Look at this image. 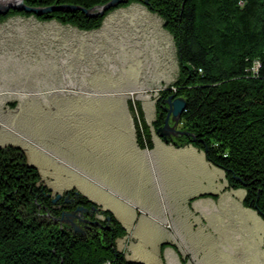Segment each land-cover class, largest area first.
Returning <instances> with one entry per match:
<instances>
[{
	"label": "crops",
	"instance_id": "obj_1",
	"mask_svg": "<svg viewBox=\"0 0 264 264\" xmlns=\"http://www.w3.org/2000/svg\"><path fill=\"white\" fill-rule=\"evenodd\" d=\"M33 19L16 17L0 25V65H13L9 72L0 69V82L12 92L4 96L13 95L5 98L17 104L7 121L13 123L20 115L65 118V191L76 189L132 228L120 241H135L134 230L144 223L164 228L161 244L178 246L183 235L177 220L184 208L195 219L191 234L206 235L212 230L206 213L233 206L234 190L226 189L224 173L202 152L164 143L152 128L158 95L154 91L169 86L178 74L173 40L168 44V33L159 31L162 22L137 4L112 12L100 29L89 32ZM59 26L65 27L61 39L48 34ZM9 39L11 44L3 45ZM169 59L177 69L165 82L162 71ZM132 67L136 73L131 76ZM131 91L138 92L137 106L150 128L152 149L136 143ZM214 193L216 200L195 199L188 205L194 197ZM235 207H240L238 202ZM261 236L263 253L264 232ZM190 246L185 254L180 250L185 264H199Z\"/></svg>",
	"mask_w": 264,
	"mask_h": 264
},
{
	"label": "trees",
	"instance_id": "obj_2",
	"mask_svg": "<svg viewBox=\"0 0 264 264\" xmlns=\"http://www.w3.org/2000/svg\"><path fill=\"white\" fill-rule=\"evenodd\" d=\"M110 0H24L28 7L74 5L85 9ZM125 0L103 16L87 18L82 12L55 11L41 16L10 10L0 24L12 17L56 22L80 31L98 30L112 12L137 4L162 21L176 51L178 74L155 99L156 133L165 119L170 96L185 101L177 129L184 136L168 143L176 148L191 146L206 161L223 171L227 190L242 189L244 208L264 221V0ZM136 143L152 149L150 128L137 106L142 125ZM157 135V134H156ZM144 140V141H143ZM202 194L189 200L217 199ZM54 196L23 149L0 147V264H143L128 261L116 241L127 235L112 212L103 210L76 189ZM68 201L69 203H66ZM86 208L83 232L74 233L57 219L64 210ZM171 247L181 264L186 258Z\"/></svg>",
	"mask_w": 264,
	"mask_h": 264
},
{
	"label": "rangeland",
	"instance_id": "obj_3",
	"mask_svg": "<svg viewBox=\"0 0 264 264\" xmlns=\"http://www.w3.org/2000/svg\"><path fill=\"white\" fill-rule=\"evenodd\" d=\"M147 13L153 19L162 22L156 15L148 11ZM14 18L16 17L9 18L0 25L7 24L9 20ZM50 24H54V22ZM55 27L48 29V34L56 39H61L65 35V27ZM159 31L162 32L163 28L161 27ZM60 32L61 35L57 36L56 34ZM166 36L168 44H172L171 37L168 34ZM11 42L12 40L9 39L3 45L11 44ZM54 42L57 43L58 41ZM15 54L19 55V52ZM169 55L170 52L165 54L166 57ZM0 69L3 72H9L13 69V65L12 63L0 65ZM176 69L177 65L175 68L173 60H167V67L164 72L162 71L164 74L163 80L166 82L170 79L175 74ZM129 73L132 76L136 73V70L133 67L129 68ZM161 86V84H155L156 88H162ZM9 91L7 85L0 82V147L13 146L23 149L28 165L37 168L41 180L52 190V196L62 195L65 192V121L62 120L65 118L53 119L46 116L32 118L22 114L23 116L20 115L18 120L10 123L7 120L15 111L17 104L12 101L13 99L5 98H13V95L4 96L7 93L12 94ZM61 91H65V88ZM4 110H7V113L3 114ZM215 170L221 171L217 168ZM214 194L217 195V193ZM232 194L233 197L230 201L233 206H224L223 210H209L206 213L208 227L212 229L208 230L206 235L193 236L191 234V223L195 222V219L186 213V208L181 211L177 220L181 235H183V241L180 240L177 246L179 252L181 250L185 254L191 243L192 246L190 247L193 248L191 257L193 255L197 256L199 264H264V252H260L259 249L260 238L264 232V221L254 211L243 207L244 190H234ZM236 202L239 203V208L235 207ZM188 205H190L189 201ZM126 215L129 217V212ZM138 215L143 217L144 214ZM74 222L77 221L74 220ZM60 224L65 225L64 222ZM83 225L77 222V226L81 230H83ZM125 229L130 235L132 228ZM163 230V227L157 228L153 225L139 224L134 230L135 241L129 240L126 243L125 241H116L117 249L119 251L123 250L128 261L143 264H162L159 246L161 239H163ZM163 257L166 264H181L177 253L172 248L164 251ZM187 264L192 263L187 262Z\"/></svg>",
	"mask_w": 264,
	"mask_h": 264
},
{
	"label": "water",
	"instance_id": "obj_4",
	"mask_svg": "<svg viewBox=\"0 0 264 264\" xmlns=\"http://www.w3.org/2000/svg\"><path fill=\"white\" fill-rule=\"evenodd\" d=\"M125 0H110L106 4L91 8L85 9L79 6L74 5H60V6H48V7H28L25 5L24 0H18L13 3H8L5 5H0V17L6 15L10 10H15L18 12H25L28 14H33L35 16H41L44 14H49L55 11H66V12H82L87 18H93L97 16H103L105 12L109 11L112 8L117 7ZM146 0L144 4H146ZM165 112V119L163 125L157 129L156 134L164 143H168L172 138L184 136L185 133L177 129V125L182 113L185 111V101L181 98H174V96L168 97L163 109ZM61 198L60 194L54 195L52 203L55 204ZM66 203H69L66 201ZM88 211H93V209L88 210L86 208H77L72 212H64L61 214L57 222H64L69 225L74 233H81L83 230L79 229L77 222L81 224L90 223L87 219L84 218L85 214ZM76 220L77 222H74Z\"/></svg>",
	"mask_w": 264,
	"mask_h": 264
},
{
	"label": "built area",
	"instance_id": "obj_5",
	"mask_svg": "<svg viewBox=\"0 0 264 264\" xmlns=\"http://www.w3.org/2000/svg\"><path fill=\"white\" fill-rule=\"evenodd\" d=\"M160 90H162V89L155 90L154 92L158 93ZM142 93H147V92L146 91H142ZM137 95H138V92H134V91L133 92H129L128 93V98H129V101H130L131 106H132L133 111H134V115H135L136 122H137V127H138L139 131L142 133L143 132L142 125H141V122H140V119H139V115H138V112H137Z\"/></svg>",
	"mask_w": 264,
	"mask_h": 264
},
{
	"label": "bare ground",
	"instance_id": "obj_6",
	"mask_svg": "<svg viewBox=\"0 0 264 264\" xmlns=\"http://www.w3.org/2000/svg\"><path fill=\"white\" fill-rule=\"evenodd\" d=\"M16 1H18V0H0V5H5V4L13 3Z\"/></svg>",
	"mask_w": 264,
	"mask_h": 264
},
{
	"label": "flooded vegetation",
	"instance_id": "obj_7",
	"mask_svg": "<svg viewBox=\"0 0 264 264\" xmlns=\"http://www.w3.org/2000/svg\"><path fill=\"white\" fill-rule=\"evenodd\" d=\"M64 212H72V211H69V210H64Z\"/></svg>",
	"mask_w": 264,
	"mask_h": 264
}]
</instances>
